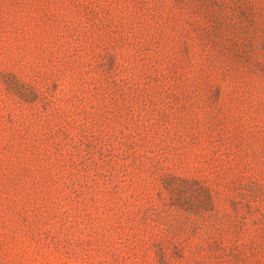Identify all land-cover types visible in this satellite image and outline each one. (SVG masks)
<instances>
[{
  "label": "rangeland",
  "instance_id": "374dc122",
  "mask_svg": "<svg viewBox=\"0 0 264 264\" xmlns=\"http://www.w3.org/2000/svg\"><path fill=\"white\" fill-rule=\"evenodd\" d=\"M0 264H264V0H0Z\"/></svg>",
  "mask_w": 264,
  "mask_h": 264
}]
</instances>
